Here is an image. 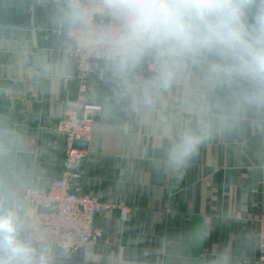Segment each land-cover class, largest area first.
<instances>
[{
  "label": "crops",
  "instance_id": "0c3cea01",
  "mask_svg": "<svg viewBox=\"0 0 264 264\" xmlns=\"http://www.w3.org/2000/svg\"><path fill=\"white\" fill-rule=\"evenodd\" d=\"M66 8L45 0H0V210L31 187L48 189L65 159L61 136L66 101L77 90L74 58L60 51L56 25ZM139 68L131 87L106 62L95 64L90 99L103 106L76 186L105 204L102 241L83 264H257L258 219L264 214V107H245L181 167L167 159L170 140L202 118V105L224 92L198 86L200 74L142 102ZM65 264V263H57Z\"/></svg>",
  "mask_w": 264,
  "mask_h": 264
},
{
  "label": "clouds",
  "instance_id": "9594fccd",
  "mask_svg": "<svg viewBox=\"0 0 264 264\" xmlns=\"http://www.w3.org/2000/svg\"><path fill=\"white\" fill-rule=\"evenodd\" d=\"M96 15L110 26L92 31ZM64 19L79 29L81 45L101 50L113 77L129 87L135 70L151 59L155 73L140 85L145 105L194 70L198 86L225 93V101L202 105L198 123L170 140L167 159L174 167L191 158L214 123H227L245 107H264V0H99L91 8L68 0ZM22 230L13 208L0 210V264H51L48 248L23 239ZM211 264H228L226 255Z\"/></svg>",
  "mask_w": 264,
  "mask_h": 264
},
{
  "label": "built area",
  "instance_id": "2783aa9c",
  "mask_svg": "<svg viewBox=\"0 0 264 264\" xmlns=\"http://www.w3.org/2000/svg\"><path fill=\"white\" fill-rule=\"evenodd\" d=\"M45 1L65 8L68 3V0ZM98 2L80 0L85 8H91ZM110 24L106 16L96 15L91 18L89 27L97 31ZM55 32L60 51L74 58L77 67L76 94L65 103L60 128L65 153L63 168L50 188H28L15 199L13 209L23 221L21 237L37 248L47 247L51 264H83L81 254L98 245L104 237L103 231L96 227L97 217L103 212L118 209L125 220L129 216V208L124 204H105L97 198L80 194L76 188L82 179L80 166L87 158V150L79 144L91 143L96 120L103 113V106L90 99L91 77L95 64L105 60L101 50L81 45L80 32L75 26L61 21ZM139 68L155 71L151 59H146L136 70ZM257 243V264H264V214L258 219Z\"/></svg>",
  "mask_w": 264,
  "mask_h": 264
}]
</instances>
